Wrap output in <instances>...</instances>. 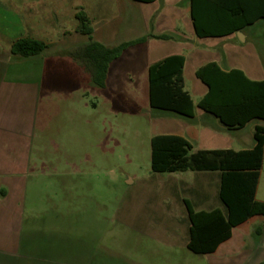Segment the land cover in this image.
<instances>
[{
  "label": "rangeland",
  "instance_id": "1",
  "mask_svg": "<svg viewBox=\"0 0 264 264\" xmlns=\"http://www.w3.org/2000/svg\"><path fill=\"white\" fill-rule=\"evenodd\" d=\"M17 4L22 12L23 2L17 0ZM43 4L45 13L39 16L38 27L49 30L53 25L49 36L53 39L61 37L55 30L75 28L74 12L78 10L92 16L96 39L108 36L107 41L118 44L142 33L136 22L141 5L134 0H44ZM53 5L56 9L47 13ZM166 5L167 0H161L155 8ZM246 31L250 39L245 45L261 53L264 19L247 26ZM85 38L74 34L64 45L80 44ZM61 45L15 61L0 50V74L6 80L41 89L31 110L11 114L17 134L30 141L34 157L30 181L78 188L77 193L63 194L65 207L59 225L63 235L72 238L68 243L78 252L79 264H152L156 235L165 226L154 217L164 211L169 194L161 187L167 185L164 180L170 172H155L151 167L145 50L142 45L127 49L111 65L109 88L105 89L93 81L88 87L86 79L81 74L78 77L77 65L57 54ZM17 101L22 106L30 103L24 98ZM176 174L190 180L194 176L193 171ZM263 194L264 162L258 196ZM260 226L264 228V223Z\"/></svg>",
  "mask_w": 264,
  "mask_h": 264
},
{
  "label": "crops",
  "instance_id": "2",
  "mask_svg": "<svg viewBox=\"0 0 264 264\" xmlns=\"http://www.w3.org/2000/svg\"><path fill=\"white\" fill-rule=\"evenodd\" d=\"M19 1L23 2L22 12L17 0H0V50L4 56L18 60L11 53V46L20 37L43 40L49 43L50 47L61 43L63 45L57 47V54L61 59L68 58L77 65L78 77L81 74L89 87L93 81L91 74L68 54L71 48L87 42L88 37L80 44L69 47L64 45L66 39L74 37V34L79 35L78 24L71 30H55L61 37L53 39L49 37L52 36L51 31L54 32L53 25L49 30L38 27V18L45 13L41 9L44 0ZM134 1L141 5L136 22L142 33L133 39L150 36L146 42L138 44L145 50L147 71L150 65L167 56L183 55L184 88L194 102L192 117L150 105V137L161 134L182 136L191 143L193 152L227 149L239 151L252 148L255 143V128L257 125L264 126V119L253 118L243 127H229L217 116L199 107L198 102L207 93L208 86L197 76V70L209 62H216L225 71L241 69L251 80H264V45L260 48L261 53L251 45L246 46L245 43L250 39L246 27L224 36L199 37L191 17L190 0H167L165 8L160 10L155 6L161 0ZM56 7L57 5L51 6L47 13L54 11ZM87 14L94 27L92 16L88 12ZM96 32L94 27L95 40L105 45H115L106 40L108 36H102V40L96 39ZM151 35H167L168 38ZM111 65L105 86L101 88H109ZM5 77L0 74V264H79L80 257L76 254L78 252L75 253L71 243H68L72 238L64 236L59 225L65 207L63 194L77 193L78 188L73 185L33 184L30 181L31 161L34 160L30 154V141L17 134L14 129L16 121L11 117V114L22 112L26 108L31 110L35 99L41 96V89L33 84L8 81ZM147 90L149 95V78ZM77 93L80 94V88ZM22 98L25 102H30L29 105L26 106L25 103V106H22L17 101ZM193 173L192 180L188 177H178L176 172H170L164 180L167 185L161 189L166 187L169 196L163 203L164 211L154 218L156 223L165 226L160 229L162 233L156 235L158 242L153 250L152 264L263 262L264 228L260 226L264 223L263 215H254L233 227L230 237L222 241L214 251L195 252L189 248L191 218L188 204L194 211L216 208L225 210V205L219 197L221 171L200 170ZM32 177L40 176L32 174ZM259 185L260 179L256 198L264 201V194L262 197L258 196ZM49 217L52 221H47ZM255 234V238H258L250 242L249 238ZM178 239L181 241L178 242ZM93 257L94 253L89 254V260Z\"/></svg>",
  "mask_w": 264,
  "mask_h": 264
},
{
  "label": "trees",
  "instance_id": "3",
  "mask_svg": "<svg viewBox=\"0 0 264 264\" xmlns=\"http://www.w3.org/2000/svg\"><path fill=\"white\" fill-rule=\"evenodd\" d=\"M152 2L154 0H136ZM191 17L199 37L224 36L238 32L264 19V0H190ZM77 31L88 41L71 48L69 56L77 60L100 87L105 86L111 63L128 48L144 43L150 36L105 45L94 39L92 21L84 10L75 14ZM168 38L167 35H151ZM50 44L33 37H20L11 46L15 58L42 54ZM185 57L170 55L148 69L149 101L153 108L170 110L188 117L194 114V102L184 88ZM208 86L199 107L217 116L229 127H243L253 118L264 119V80H251L241 69L225 71L216 62L197 70ZM254 146L235 151L200 150L193 152L191 143L182 136L155 135L151 138V167L155 172L221 171L219 197L225 210L194 211L191 218L189 248L211 252L230 237L236 225L254 215L264 216V201L256 190L264 160V126L254 131ZM260 264H264V261Z\"/></svg>",
  "mask_w": 264,
  "mask_h": 264
},
{
  "label": "water",
  "instance_id": "4",
  "mask_svg": "<svg viewBox=\"0 0 264 264\" xmlns=\"http://www.w3.org/2000/svg\"><path fill=\"white\" fill-rule=\"evenodd\" d=\"M241 33V32H240Z\"/></svg>",
  "mask_w": 264,
  "mask_h": 264
}]
</instances>
